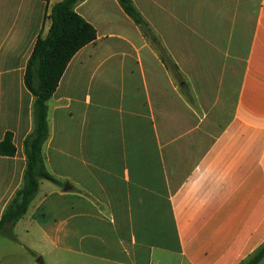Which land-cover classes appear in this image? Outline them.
Instances as JSON below:
<instances>
[{
  "label": "crops",
  "instance_id": "1",
  "mask_svg": "<svg viewBox=\"0 0 264 264\" xmlns=\"http://www.w3.org/2000/svg\"><path fill=\"white\" fill-rule=\"evenodd\" d=\"M60 1L0 0V142L11 133L16 147L0 154V220L23 185L35 126L27 64ZM217 1L133 0L152 24L156 15L201 16L187 26L185 54L169 44L165 75L171 83L182 70L199 101L231 114L196 136L205 113L169 139L164 112L178 115L179 91L143 57L147 44L132 39L140 28L118 0L77 5L98 36L48 103L44 155L60 185L40 182L13 229L25 240L20 259L4 249L0 264H245L264 244V0H240L231 26L217 24Z\"/></svg>",
  "mask_w": 264,
  "mask_h": 264
},
{
  "label": "trees",
  "instance_id": "2",
  "mask_svg": "<svg viewBox=\"0 0 264 264\" xmlns=\"http://www.w3.org/2000/svg\"><path fill=\"white\" fill-rule=\"evenodd\" d=\"M49 2V0H43ZM84 0H62L52 7L49 19L51 26L45 37L37 40L33 53L28 61L25 84L35 97L34 131L25 141L27 166L22 187L7 206L0 220V236L15 238L13 229L28 212L31 203L37 196L42 180L60 185L46 167L44 148L50 136L49 101L55 93L66 68L76 53L97 39V30L76 11L78 4ZM126 15L152 38L158 37L151 29L149 22L138 10L133 0H118ZM164 64L170 66L166 55L161 49ZM0 154L14 156L16 147L11 133L6 134L0 142ZM264 259V244L245 262L259 264Z\"/></svg>",
  "mask_w": 264,
  "mask_h": 264
},
{
  "label": "rangeland",
  "instance_id": "3",
  "mask_svg": "<svg viewBox=\"0 0 264 264\" xmlns=\"http://www.w3.org/2000/svg\"><path fill=\"white\" fill-rule=\"evenodd\" d=\"M238 2L240 0H221L220 2L217 1L215 7V11L217 14H214L213 16L218 20L217 24L222 22L225 23L227 26H231L233 24V12L234 8L238 7ZM245 2V0L243 1ZM226 6L222 10L219 9L220 7ZM234 5H236L234 7ZM227 14H224L225 11ZM211 16V17H213ZM197 17L201 16H189L187 15H179L177 16H171V15H161V16H152L155 20V24L149 23L151 29L153 30L154 34L158 37V40L153 41L152 38L146 36L142 30L141 35L136 34L132 39H134L139 46H143L145 43L147 44L142 49L143 57L147 60V62L150 64V66L158 73L160 72L162 75V79L164 82V87L166 86L170 90V86L177 87L179 94V101H180V108L178 115H171L167 112H164V120H163V127H161L162 134L164 135L165 139H169L171 136H174L176 133L183 134L186 131H190V129L197 124L200 119H203L205 115L207 114V120L205 121V124L201 126V128H198L196 131H193L192 134L202 135L204 130L205 132H210V129L212 131L213 128L210 127L209 122H212L214 119H228L230 117V112H224L219 111L218 109H215L216 107L214 105V99H212L214 96L211 97V103L210 105H207V102H203L202 99L204 96L197 95L196 92L193 89V86L191 83L188 82V79L186 75L183 73V71L177 72V80L172 79L171 83L166 77L165 72L169 71L171 67L167 66L166 64L162 65L159 56L162 54L161 49L163 48V52L166 56L171 55L170 53V47L169 44H172L175 46V49L179 51V54H185L186 53V39L188 34L187 26L190 24V22H193L192 19H194L195 24H197ZM241 17L243 18V21H247L249 23V15L242 14ZM144 18L147 20V16H144ZM148 21V20H147ZM221 24V23H220ZM231 24V25H230ZM155 25V26H154ZM137 26V25H136ZM223 26V25H222ZM138 27V26H137ZM158 28V30L156 29ZM216 31V30H215ZM213 32V29L211 30V36H215V39L218 41L220 37H217L216 32ZM228 38V37H227ZM167 59V58H166ZM183 67V70H186V63H183L180 65ZM172 69H174L172 67ZM168 72V73H169ZM170 74V73H169ZM165 87V88H166ZM222 101L223 97L221 96ZM205 107V111L203 108ZM207 107H211L209 110H207ZM206 113V114H205ZM165 122L168 124V126L165 125ZM208 122V125H207ZM174 124L173 126H171ZM21 227V226H20ZM8 232H5L3 235L0 236V252H2L4 249L8 250L9 253H13L15 261L18 262L20 259V255H18L21 250L20 246L24 245L20 241H25L23 236L21 235V231L16 229L14 231L15 238L7 236ZM21 244H20V243ZM25 246V245H24ZM11 257V256H10ZM32 259L35 261H38L37 257L34 255L29 254L28 261H32ZM25 263V260L22 261V264ZM41 263V262H40ZM264 264V260L260 263Z\"/></svg>",
  "mask_w": 264,
  "mask_h": 264
},
{
  "label": "water",
  "instance_id": "4",
  "mask_svg": "<svg viewBox=\"0 0 264 264\" xmlns=\"http://www.w3.org/2000/svg\"><path fill=\"white\" fill-rule=\"evenodd\" d=\"M68 189H70V186L69 185L66 186V190H68Z\"/></svg>",
  "mask_w": 264,
  "mask_h": 264
}]
</instances>
